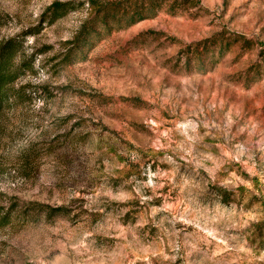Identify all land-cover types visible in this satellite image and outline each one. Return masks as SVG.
Wrapping results in <instances>:
<instances>
[{
	"label": "rangeland",
	"instance_id": "374dc122",
	"mask_svg": "<svg viewBox=\"0 0 264 264\" xmlns=\"http://www.w3.org/2000/svg\"><path fill=\"white\" fill-rule=\"evenodd\" d=\"M103 3L0 0V264H264V0Z\"/></svg>",
	"mask_w": 264,
	"mask_h": 264
},
{
	"label": "trees",
	"instance_id": "16d2710c",
	"mask_svg": "<svg viewBox=\"0 0 264 264\" xmlns=\"http://www.w3.org/2000/svg\"><path fill=\"white\" fill-rule=\"evenodd\" d=\"M137 4L135 6L141 7L142 13L137 11V8H134V12L129 16L128 11L126 12L124 8H120V5H111L109 3H103L95 14V18L99 19L103 23V30L105 32L110 31V27H112L109 18H113L112 24L114 26H119L120 22L124 20L127 24L134 23L135 20L143 18V17H151L155 16L161 7V3L165 0H134ZM178 1V0H175ZM50 9L52 12H56L58 6L51 5ZM110 21H109V20ZM111 25V26H110ZM15 55L14 43L6 42L4 45L0 47V110L4 104H7L10 100V97L7 92L8 86L13 82V80L18 76V68L13 67L12 59ZM5 162L0 160V168H4ZM36 204L31 203L30 207L27 209L32 210L35 208ZM40 210L47 211V217L52 216L54 213L62 211V208H51L44 205H36ZM37 209V210H39ZM11 210L6 213V215H10Z\"/></svg>",
	"mask_w": 264,
	"mask_h": 264
}]
</instances>
